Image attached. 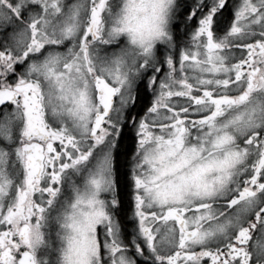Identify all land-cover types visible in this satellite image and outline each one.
Segmentation results:
<instances>
[{"label":"snow or ice","instance_id":"1","mask_svg":"<svg viewBox=\"0 0 264 264\" xmlns=\"http://www.w3.org/2000/svg\"><path fill=\"white\" fill-rule=\"evenodd\" d=\"M0 264H264V0H0Z\"/></svg>","mask_w":264,"mask_h":264}]
</instances>
